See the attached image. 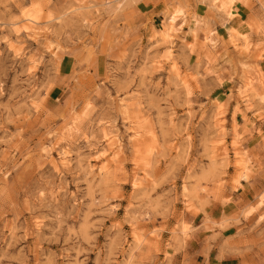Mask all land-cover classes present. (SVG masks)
I'll return each instance as SVG.
<instances>
[{
  "label": "rangeland",
  "instance_id": "rangeland-1",
  "mask_svg": "<svg viewBox=\"0 0 264 264\" xmlns=\"http://www.w3.org/2000/svg\"><path fill=\"white\" fill-rule=\"evenodd\" d=\"M263 64L264 0H0V264H264Z\"/></svg>",
  "mask_w": 264,
  "mask_h": 264
},
{
  "label": "crops",
  "instance_id": "crops-1",
  "mask_svg": "<svg viewBox=\"0 0 264 264\" xmlns=\"http://www.w3.org/2000/svg\"><path fill=\"white\" fill-rule=\"evenodd\" d=\"M233 19H230V21H232ZM197 25H195V27H196ZM228 37H231V35H228ZM263 67H264V64H263ZM262 99L264 100V96L262 97ZM249 117V116H248ZM248 119H251V117H249ZM235 121H236V124H237V126L239 127V126H242V125H240L239 123H238V120H237V118H235ZM262 132H263V134H264V126H262ZM246 147H248V146H246ZM248 148H250V147H248ZM252 152V155H253V157L255 156V152H253V151H251ZM246 185L244 184V183H241V189H239L238 191H235L236 193H239L240 194V196L239 197H244L243 196V194H244V192L246 191ZM256 207V206H255Z\"/></svg>",
  "mask_w": 264,
  "mask_h": 264
},
{
  "label": "bare ground",
  "instance_id": "bare-ground-1",
  "mask_svg": "<svg viewBox=\"0 0 264 264\" xmlns=\"http://www.w3.org/2000/svg\"><path fill=\"white\" fill-rule=\"evenodd\" d=\"M190 27H191V26H190ZM190 27H189V28H190ZM260 204H261V203H260ZM260 204H259V205H260ZM253 209H256V208H250V210H253ZM249 212H250V211H249Z\"/></svg>",
  "mask_w": 264,
  "mask_h": 264
}]
</instances>
